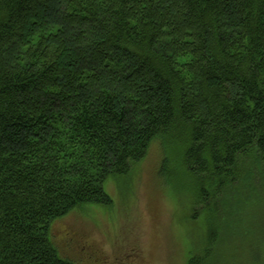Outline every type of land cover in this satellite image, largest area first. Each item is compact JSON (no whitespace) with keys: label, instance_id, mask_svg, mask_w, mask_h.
Returning a JSON list of instances; mask_svg holds the SVG:
<instances>
[{"label":"trees","instance_id":"trees-1","mask_svg":"<svg viewBox=\"0 0 264 264\" xmlns=\"http://www.w3.org/2000/svg\"><path fill=\"white\" fill-rule=\"evenodd\" d=\"M156 139L196 208L264 166V0H0V264H72L51 224Z\"/></svg>","mask_w":264,"mask_h":264},{"label":"rangeland","instance_id":"rangeland-1","mask_svg":"<svg viewBox=\"0 0 264 264\" xmlns=\"http://www.w3.org/2000/svg\"><path fill=\"white\" fill-rule=\"evenodd\" d=\"M183 150L176 141H152L127 176L104 181L110 207H80L56 219L49 239L58 256L72 264H188L212 230L207 264H264V166L208 209L196 208L195 184L176 170ZM166 158L172 180L161 174Z\"/></svg>","mask_w":264,"mask_h":264}]
</instances>
